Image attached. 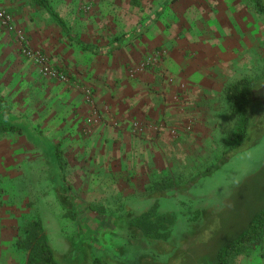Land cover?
<instances>
[{
    "label": "crops",
    "instance_id": "0c3cea01",
    "mask_svg": "<svg viewBox=\"0 0 264 264\" xmlns=\"http://www.w3.org/2000/svg\"><path fill=\"white\" fill-rule=\"evenodd\" d=\"M46 4L60 23L32 0H0L31 45L42 49L71 81L39 80L45 95L38 129L59 145L58 157L68 162L66 173L74 191L85 185L84 201L103 200L104 183L107 203L121 202L130 210L141 207L127 216L148 217L152 211L147 209L161 204L158 192L165 189H156L153 183L164 174L172 178L187 170L181 146L193 143L199 150L198 143L210 138L195 129L181 140L174 136L175 126L190 119L194 127H216L225 104L230 105L225 88L243 77L253 79L259 65L256 52L259 63L264 62L261 13L248 0H46ZM234 26L241 37L234 35ZM154 51L162 55L161 64L143 65ZM166 77L172 78L171 84ZM180 82L184 90L175 102L171 96ZM77 83L89 90L90 103L83 101ZM133 121L136 130L130 127ZM66 181L57 177L55 185L61 189ZM93 190L99 195H92Z\"/></svg>",
    "mask_w": 264,
    "mask_h": 264
},
{
    "label": "rangeland",
    "instance_id": "374dc122",
    "mask_svg": "<svg viewBox=\"0 0 264 264\" xmlns=\"http://www.w3.org/2000/svg\"><path fill=\"white\" fill-rule=\"evenodd\" d=\"M248 1L256 10L255 1ZM261 3L264 6V0ZM31 6H34L32 2ZM10 16V24H0V96L5 101L1 109H9L23 117L31 128L39 130L40 107L45 95L39 87L43 79L15 47L16 31L21 32L28 42L30 40L22 25L12 14ZM261 16V27L264 28V14ZM234 28V35L241 37L237 26ZM224 34L227 35L222 31L221 35ZM29 45L44 55L49 65L59 68L50 62L42 49L30 42ZM256 53L259 65L257 71H253L255 75H251L254 80L251 112L260 109L259 130L262 131H251L253 144L231 154L211 173L191 182L195 174L219 159L222 152L220 141L236 128L237 115L230 105L225 104L221 114L223 119L216 127H194L193 120L185 121L190 124V130L181 137L174 136L187 138L198 130L197 133L210 138L198 143L200 151L193 143L181 146L187 170L172 175L171 188L164 192L161 204L153 206L152 214L143 217L145 222L127 216L141 207L130 210L121 207V202L107 203L109 193L104 183L103 200L96 201L95 197L94 201H84L85 185L81 184L78 191H74L68 182L71 176L66 173L68 162L62 155L52 168L59 172L58 177L67 180L62 183L63 188L58 189L51 181L45 151L28 142L22 134L0 133V264H24V253L15 246V241L22 237L23 227L30 221L41 223V231L56 253L59 264H93L92 257L108 258L118 264H139V257L147 254L159 262L170 263L184 255L181 260L184 264L212 262L217 249L242 232L249 217L264 205V147L260 143L261 140L264 142V62L259 63L260 57ZM64 75L62 83L70 84L65 71ZM75 88L85 101L86 87L77 83ZM259 103L261 107H258ZM181 125L182 122L175 127ZM57 153L59 156V150ZM97 186L100 189V184ZM91 193L99 195L100 192L93 190ZM113 193L110 197L114 196ZM164 212L172 214L161 218ZM142 235H147L148 239L144 240ZM230 264H264V240L249 246Z\"/></svg>",
    "mask_w": 264,
    "mask_h": 264
},
{
    "label": "trees",
    "instance_id": "16d2710c",
    "mask_svg": "<svg viewBox=\"0 0 264 264\" xmlns=\"http://www.w3.org/2000/svg\"><path fill=\"white\" fill-rule=\"evenodd\" d=\"M43 7L51 18L56 22L60 23L57 16L50 10L46 4V0H32ZM257 11L264 14V6L261 0H254ZM254 80L251 78H240L231 84H229L224 90V98L230 104L231 109L237 115L236 118V128L234 131H229L221 139L220 144L222 146V152L219 159L214 165L195 174L194 178L191 180L193 182L196 178L203 175H207L221 165L227 158L236 153L238 150L249 147L253 142H251V131L259 130L260 128V118L261 111L256 109L255 112H251V105L253 103L254 95ZM5 101L0 96V133L2 132H14L16 134H22L25 139L39 146L42 151H45V160L49 164L51 181L56 182L58 177V171L52 170L56 165L58 160V149L56 144H53L46 137H44L39 130L31 128L28 122L21 116H18L8 110H3V104ZM259 103L258 107H261ZM260 132L262 130H259ZM36 136V137H35ZM52 150V151H51ZM54 151V152H53ZM172 178L169 175H162L159 180H156L153 184L156 189L161 186L162 189L170 188L172 185ZM160 190V197H163L164 191ZM147 210L152 211V208ZM149 214V213H148ZM147 214V215H148ZM159 214V213H158ZM172 213H162L161 218L171 215ZM144 215H139L136 217L140 222H145ZM156 217V216H155ZM165 225V222H164ZM164 229L166 230L165 226ZM23 235L21 238L15 241V246L22 250L24 253V264H59L56 261V253L51 248L48 243L47 238L41 231V223L39 221H30L23 227ZM143 239H148L147 235H142ZM264 240V205L261 209L254 212L248 219L245 229L240 232L231 241L223 243L216 251L214 260L210 263L205 264H230V261L237 255L245 252V250L251 246L260 243ZM140 247L139 245H137ZM136 247V248H138ZM191 248V247H190ZM190 248L187 250L189 253ZM140 249V248H138ZM185 253V254H186ZM185 256V255H184ZM184 256H178L175 258L172 264H184L182 263V258ZM139 264H170L168 262H159L153 260L149 256H140L138 259ZM93 264H118L112 262L108 258L104 257H92Z\"/></svg>",
    "mask_w": 264,
    "mask_h": 264
},
{
    "label": "built area",
    "instance_id": "2783aa9c",
    "mask_svg": "<svg viewBox=\"0 0 264 264\" xmlns=\"http://www.w3.org/2000/svg\"><path fill=\"white\" fill-rule=\"evenodd\" d=\"M11 22V16L8 12H6L4 9L0 8V24L2 25H8ZM14 39L17 45L18 52L26 58L34 67L37 72V74L45 81H54L58 83H62L65 80L64 72L60 68L53 67L49 65L46 61V58L44 55H42L39 51H37L34 48H31L29 45V42L27 38L19 31H16L14 34ZM162 55L154 51L151 53V55L144 59L143 65H149V66H158L161 64V57ZM130 75L134 74L133 70H129ZM167 84L172 83L171 77L165 78ZM177 91L172 94L171 99L177 102L179 100V94L181 91L184 90V84L178 83L177 84ZM84 98L87 103L91 102V94L89 90H85L84 92ZM130 127L132 130H136L138 128L136 122H131ZM190 130V124L189 123H182V125L177 128V134L181 135L183 133H187Z\"/></svg>",
    "mask_w": 264,
    "mask_h": 264
}]
</instances>
